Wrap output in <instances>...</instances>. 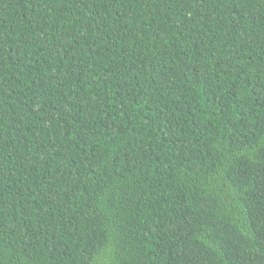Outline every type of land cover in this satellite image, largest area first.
Segmentation results:
<instances>
[{
	"label": "trees",
	"instance_id": "trees-1",
	"mask_svg": "<svg viewBox=\"0 0 264 264\" xmlns=\"http://www.w3.org/2000/svg\"><path fill=\"white\" fill-rule=\"evenodd\" d=\"M0 264H264V0H0Z\"/></svg>",
	"mask_w": 264,
	"mask_h": 264
}]
</instances>
